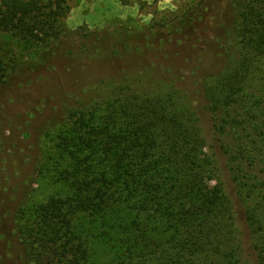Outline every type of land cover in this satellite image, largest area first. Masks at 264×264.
I'll return each mask as SVG.
<instances>
[{"label": "rangeland", "instance_id": "rangeland-1", "mask_svg": "<svg viewBox=\"0 0 264 264\" xmlns=\"http://www.w3.org/2000/svg\"><path fill=\"white\" fill-rule=\"evenodd\" d=\"M242 1L68 0L71 9L65 26L70 33L38 65L32 60L46 51L43 45L0 32V55L8 70L20 64L8 81L0 83V264L21 263L23 248L15 231L20 213L30 214L49 196L65 197L74 191L70 180L60 178L59 168L68 160L58 143L81 116L74 133L87 137L88 125L98 127L106 117L110 127L101 141L110 136L151 142V154L159 156L180 182L197 177L202 186L216 192L214 221L225 225L218 233L200 230V197H182L168 207L181 214L187 201L193 205L189 210H196V217L188 220L173 217L181 223L175 231L163 212L148 217L141 210L145 201L162 202L163 189L125 192L112 205L113 217L125 229L139 222L138 236L145 238L134 244L135 253L147 245L159 259L153 263L161 264L166 253L179 255L173 250L174 233L182 239L189 233L196 242L194 253L185 255L191 264H233L223 255L234 248L240 264H261L256 245L264 240V229L257 236L250 223L252 215L264 221V97L257 106L264 96V56L253 62L243 96L235 98L228 94L226 84L232 76L222 50L232 41L230 27L244 10ZM129 17L139 25L160 26L159 40L115 55L94 41L96 34H112L119 21ZM103 79L116 80L110 88L121 83L135 89L120 97L143 111L124 114L102 108L106 97L119 99L100 96L106 93L98 85ZM92 102L97 108L88 111L86 105ZM112 157L104 162L106 167ZM103 222L88 212L74 217L93 264H116L121 255L114 242L118 232L114 229L108 235Z\"/></svg>", "mask_w": 264, "mask_h": 264}, {"label": "trees", "instance_id": "trees-1", "mask_svg": "<svg viewBox=\"0 0 264 264\" xmlns=\"http://www.w3.org/2000/svg\"><path fill=\"white\" fill-rule=\"evenodd\" d=\"M119 1L127 4L129 0ZM241 1L238 0V3ZM242 4H245L244 10L234 19L230 27V36L232 35L230 45L222 43V50L228 57L227 70L232 76L226 84L229 85L227 90L229 96L235 98L240 94L243 96L241 91L249 83L255 68L253 62L260 56H264V0H243ZM70 9L68 0H0V32L10 33L21 41L43 45L46 51L32 60L33 65H38L52 54L60 43V38L70 33L65 26V18ZM119 23L112 34L94 36L96 43L108 46L104 49L110 50L114 55L120 50L140 49L141 44L146 45L151 40H159L161 35L160 26H155L153 23L139 25L130 17ZM236 46L241 48L240 51ZM19 66L20 64H15L9 71L0 55V83L8 81ZM115 81L103 79L98 83L100 90L106 92L100 91L102 94L100 96L107 94L119 97L115 101H110V98L106 97L102 108L113 113L116 111L124 114L141 113L140 111H143L141 106H131L123 102L120 97L121 93L135 91V89L129 85L121 86V83L117 84V88H110V84ZM105 85L107 88L103 87ZM226 97L229 99L227 95ZM263 97L261 95L257 106L263 103ZM87 106L88 111L97 108L93 102L88 103ZM75 114L72 112L70 116L73 118ZM82 117H78V121L72 124L73 128L60 136L58 143L66 154V158L61 154L60 159L68 160L65 167L59 168L60 178L64 181L70 180L75 187L74 191L65 197L49 196L35 204L30 214L29 210L27 213L24 211L20 213L19 220L15 223V231L23 248L20 264H93L90 260L87 240L74 225V217L81 212H88L96 218H104L103 226L107 229L108 235L114 229L117 230L119 237L113 239L121 255L117 257L116 264H154L153 261L159 259L156 258L153 248H148L146 245L140 247L142 252L140 254L133 251L134 244L138 245L139 241L145 238L141 239L138 236L139 222L129 223L125 229L126 227H120L121 224L117 221L119 218L113 217L115 209L112 205L121 199L125 192L128 194L152 193L156 189H163L166 198L162 202L145 201L144 208L141 210L148 212V217L163 212L165 220L169 223L168 226L175 231L181 223L179 220H177L178 223L174 222L172 218L183 219L186 216L188 220L196 217V210H189L193 208V205L191 203L187 205V201H183L186 210L182 209L181 204L179 205L182 209L181 214L180 211L174 214V210L168 207L182 197H200L203 202L200 209L202 215L198 221L200 230L208 229L218 233V231L222 232L223 226L224 231L225 225L214 221V218H218L214 210L216 192L202 186L199 178L193 177L192 181L180 182L177 177L169 173L159 156L151 154V142L137 141L140 138H135L134 141H121L120 137L111 139L110 136L106 141H101V135L106 134L110 127V121L106 117L102 119L98 127L88 125L87 137H83L85 136L83 132L74 133L76 129L74 126L83 121ZM112 155L114 156L111 158L112 162L106 167L104 162ZM182 162L185 163L186 160ZM84 170H88V175ZM209 217H212L210 222ZM253 218L252 215L250 226L254 234L260 236V232L264 229V221L261 218ZM173 238L175 239L173 250L179 255L166 253L161 264H191L185 255L194 253L196 242L190 238L189 233L183 239L178 238L174 233ZM256 250L260 263L264 264V240L261 243L258 242ZM223 259L232 261L233 264H240L235 248L224 254Z\"/></svg>", "mask_w": 264, "mask_h": 264}]
</instances>
